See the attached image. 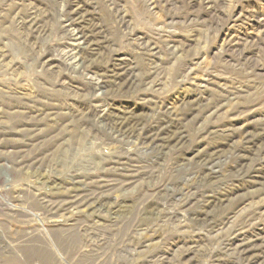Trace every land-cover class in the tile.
<instances>
[{
  "label": "rangeland",
  "instance_id": "rangeland-1",
  "mask_svg": "<svg viewBox=\"0 0 264 264\" xmlns=\"http://www.w3.org/2000/svg\"><path fill=\"white\" fill-rule=\"evenodd\" d=\"M72 1L0 0V264H264V0H84L108 39L88 66ZM118 58L133 85L96 87ZM129 109L174 111L184 144L102 119Z\"/></svg>",
  "mask_w": 264,
  "mask_h": 264
},
{
  "label": "bare ground",
  "instance_id": "bare-ground-1",
  "mask_svg": "<svg viewBox=\"0 0 264 264\" xmlns=\"http://www.w3.org/2000/svg\"><path fill=\"white\" fill-rule=\"evenodd\" d=\"M90 5L91 2L89 1L74 0L72 1V5L70 6L71 7L70 11L66 14V20L70 21L71 22L70 24L75 26L74 27L75 32L73 33V36L75 37V39L79 41L78 44L81 45V46L78 45V47L73 49L72 51L73 54L72 56L76 58L80 66L81 65L88 66L91 63H93V57L96 55L98 50H100L101 48L108 47V39L104 34L103 27L100 24L96 23L95 21L93 22L89 18V15L91 13V11L89 10ZM116 61H117L116 68L109 74L102 73L100 78L102 79V81L97 83L96 87L101 89L109 88L112 90L114 88L115 89L117 88V89H121L122 91L123 88H129L133 85L134 80L133 77H131V73L129 72L130 69L128 64H125L119 58ZM173 112L172 110L171 112L164 111V114H161L157 118H155L156 119L154 120L155 125L153 124L150 125L148 119H145V117L142 118L137 114L135 115L130 111V109L122 110L118 112H113V111L107 112V115L102 116V119L106 122V125L111 129V131L118 134L119 136L132 137L134 135H138V138L145 139V141L150 142L153 146L152 149L155 150L154 153L159 157L160 154H163V150L166 147H169L170 145H171V149L180 147L182 146V144H184L186 139L184 138L185 136L183 135L182 129L177 126V120L178 117L180 116L173 114ZM253 136L254 135L246 134L243 137V139L246 143H248L251 141ZM74 143H76L75 139L72 138L69 144L73 145ZM261 148L263 150V147ZM78 151H79V155L82 154L80 152L82 151V148H78ZM217 157H219V155H217L216 151L206 152L199 155L198 158L195 161H193L195 174L197 175L198 179L206 180L207 178H210V176H212V171L209 169V166L213 163V161ZM244 158L245 156L239 157L240 161L241 159L243 161ZM112 162L118 164L122 163L121 165L126 163V161L125 162L122 161L121 163L118 161H112ZM137 168H138L137 165L134 166L130 165L124 167L123 170L126 171L124 178H127L125 179L126 183L131 182V180L134 177H136ZM233 172L234 175H238L243 178L256 176L251 171V163L240 164L238 165V168ZM99 181H103L105 183L107 182L106 179H100ZM71 186L72 189L78 190L76 183L74 181L71 182ZM73 197L75 198V195ZM82 199L83 200L91 199L93 205L100 207L106 206L108 204V200H103V198L99 196L91 197L90 195H85V197L84 198L82 197ZM206 200L211 202L213 201L212 197H209ZM76 201L80 202V200H78L77 198L71 200L70 202H76ZM81 202H86V201H81ZM150 211H154V208L153 207L145 208L144 212L146 213ZM170 217H171V212H170Z\"/></svg>",
  "mask_w": 264,
  "mask_h": 264
}]
</instances>
